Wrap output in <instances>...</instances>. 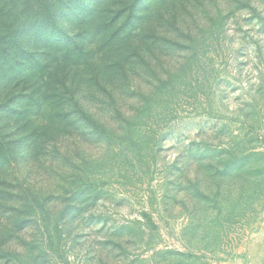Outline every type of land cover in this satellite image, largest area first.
Here are the masks:
<instances>
[{
    "label": "rangeland",
    "instance_id": "374dc122",
    "mask_svg": "<svg viewBox=\"0 0 264 264\" xmlns=\"http://www.w3.org/2000/svg\"><path fill=\"white\" fill-rule=\"evenodd\" d=\"M84 17L60 12L58 21L77 34ZM184 20L192 43L159 70L169 92L158 94L157 80L106 76L92 99L72 84L64 117L73 125L37 117L31 93L46 68L0 70V102L9 105L0 126L18 144L11 174L38 196L29 222L0 217V264H264V0H191ZM36 27L21 37L40 55L48 43ZM53 56L44 60L55 65ZM128 84L150 99L130 95ZM134 126L157 132L149 176L124 149ZM35 128L87 129L61 130L34 158ZM250 153L257 157L243 160Z\"/></svg>",
    "mask_w": 264,
    "mask_h": 264
},
{
    "label": "trees",
    "instance_id": "16d2710c",
    "mask_svg": "<svg viewBox=\"0 0 264 264\" xmlns=\"http://www.w3.org/2000/svg\"><path fill=\"white\" fill-rule=\"evenodd\" d=\"M82 11L85 17L80 20L81 29L77 34L67 32L58 21L60 12H71L76 16ZM190 13L191 0H153L150 4L146 0H96L95 4L91 0H0V70L21 65L19 74H22L26 65L43 70L46 68L44 79L34 82L31 93V101L39 97L35 100L39 105L37 117L52 125H60V119L73 125L64 117L67 115V103L69 105L75 99L76 94L71 88L73 85L78 86H74L78 90L87 88V93L92 96H82L92 99L95 98L96 86L104 82L106 76L111 77L112 81H119L117 83L137 79H147L148 82L157 80L162 83L158 94L169 92L173 83L161 81L162 73L159 70L163 73L166 71L165 57L185 48V40L192 43L184 20V16ZM28 26H37V34H45L48 46L40 55H37L30 41L21 37L23 29ZM45 55H56V64H53V60L47 63ZM130 86L128 84L127 88L130 95L150 99L143 90L137 91ZM65 93H68V97H65ZM85 99L88 101V98ZM78 103L76 100L75 104ZM148 107L146 103L144 109ZM8 108L7 103L1 105L0 114ZM48 109L50 113L46 114ZM78 112L77 109L72 110L75 115ZM82 118L94 124L97 122L87 114ZM63 129L68 134L71 129H82L84 132L87 128H35L32 157L42 156L44 143L51 141L53 135ZM126 129L129 137L124 146L126 154L140 158L141 164L135 166L140 172L145 169L144 174L149 176L159 142L150 134L157 132L155 128L136 126ZM7 131L8 128L0 126V217L24 218V222H29L27 219L37 215L31 208L37 203L38 196L31 192L27 196L31 188L29 181L21 183L19 177L11 174L18 144ZM93 132L94 135L101 133V138L108 135L104 128H93ZM117 139V144L124 143L122 138ZM118 151L119 155L123 154L122 149ZM253 157L257 155L246 154L243 160ZM144 216L156 229L151 215ZM189 254L192 256L193 253Z\"/></svg>",
    "mask_w": 264,
    "mask_h": 264
},
{
    "label": "crops",
    "instance_id": "0c3cea01",
    "mask_svg": "<svg viewBox=\"0 0 264 264\" xmlns=\"http://www.w3.org/2000/svg\"><path fill=\"white\" fill-rule=\"evenodd\" d=\"M263 248H264V246H263ZM260 255L262 256V258L259 259V262H264V250H263V252H261Z\"/></svg>",
    "mask_w": 264,
    "mask_h": 264
}]
</instances>
